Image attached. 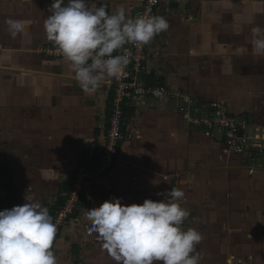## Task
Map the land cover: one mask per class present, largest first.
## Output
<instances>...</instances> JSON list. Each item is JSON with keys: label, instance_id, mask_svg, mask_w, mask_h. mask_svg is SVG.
Listing matches in <instances>:
<instances>
[{"label": "crops", "instance_id": "0c3cea01", "mask_svg": "<svg viewBox=\"0 0 264 264\" xmlns=\"http://www.w3.org/2000/svg\"><path fill=\"white\" fill-rule=\"evenodd\" d=\"M85 2L89 8L106 4L110 13L123 5L135 18L142 0ZM52 3L0 0L3 210L26 201L54 209L84 164L90 176L54 242L57 264H115L97 234H89L85 213L112 197L125 205L164 200L172 187L183 191L178 201L202 234L200 264H264V162L228 153L221 139L190 126L173 96L133 108L114 167L96 172L110 78L85 93L65 75L70 62L43 51L56 46L44 30ZM162 8L169 28L149 44L153 80L174 94L246 115L251 136L264 139V54L251 43L252 29L264 28V0H173ZM10 20L24 22L16 35Z\"/></svg>", "mask_w": 264, "mask_h": 264}, {"label": "clouds", "instance_id": "9594fccd", "mask_svg": "<svg viewBox=\"0 0 264 264\" xmlns=\"http://www.w3.org/2000/svg\"><path fill=\"white\" fill-rule=\"evenodd\" d=\"M45 18L46 38L70 62L65 73L85 93L101 87L105 77L117 78L129 64L126 55H113L127 43L148 44L169 28L163 16L135 18L123 5L114 13L106 4L89 8L85 0H53ZM13 35L24 22L8 21ZM252 47L264 54V28L252 29ZM158 195H164L158 193ZM181 189L172 187L166 199L122 204L112 197L89 209V234L96 233L115 264H200L196 246L202 234L182 230L189 213L176 201ZM57 227L47 207L37 201L0 211V264H57L52 251Z\"/></svg>", "mask_w": 264, "mask_h": 264}, {"label": "built area", "instance_id": "2783aa9c", "mask_svg": "<svg viewBox=\"0 0 264 264\" xmlns=\"http://www.w3.org/2000/svg\"><path fill=\"white\" fill-rule=\"evenodd\" d=\"M171 2L173 0H142V3L134 8L135 17L163 16L167 20V12L162 7L163 4ZM149 44L127 43L118 54H113L126 55L130 62L117 78H110L106 140L100 150L96 172L104 174L114 167L121 145L129 138L126 130L127 113L144 105L147 100L170 99L171 96L177 99V109L183 113L188 124L202 130L207 136L221 139L226 152L245 155L252 160L261 158L264 162V139L259 140L249 134V119L246 115L233 113L224 104L198 101L193 95L174 94L164 84L153 80L154 74L148 65ZM43 51L51 57H64L58 46H48ZM257 145L259 148L255 147ZM89 176L88 168L84 165L79 167L78 179L74 188L65 193L62 206L48 209L57 227L55 240L59 229L75 212L80 197L77 189ZM3 197L4 188L0 185V211H3ZM176 202L187 210L185 203ZM187 212L189 213L188 210ZM181 228H191L189 215Z\"/></svg>", "mask_w": 264, "mask_h": 264}, {"label": "rangeland", "instance_id": "374dc122", "mask_svg": "<svg viewBox=\"0 0 264 264\" xmlns=\"http://www.w3.org/2000/svg\"><path fill=\"white\" fill-rule=\"evenodd\" d=\"M249 134L251 135V132H250V130H249ZM256 148H259L258 147V145L257 146H255ZM84 165V164H83ZM83 165H81V166H83ZM96 167V166H95ZM97 168V167H96ZM78 171H79V169H77V172H76V174L74 175V177H73V181H72V183L70 184L69 183V185H68V187H67V189L69 188V190H67V191H65V193L66 192H69V191H71L73 188H74V185H75V182H76V180L78 179V177H77V174H78ZM71 182V181H70ZM83 185V184H82ZM81 188H83L82 186H80L78 189H77V191H78V193H80L81 192ZM65 198V197H64ZM62 206V205H61ZM64 225H65V223L62 225V227L59 229V233H58V235L61 233V229L64 227ZM57 235V236H58ZM54 244V243H53Z\"/></svg>", "mask_w": 264, "mask_h": 264}, {"label": "trees", "instance_id": "16d2710c", "mask_svg": "<svg viewBox=\"0 0 264 264\" xmlns=\"http://www.w3.org/2000/svg\"><path fill=\"white\" fill-rule=\"evenodd\" d=\"M131 112H132V110H130V111L127 113V116H129V115L131 114ZM67 190H69V188H68ZM67 190H66V191H67ZM64 201H65V199L62 200L61 203L57 204L56 207H60V206L64 203ZM56 207H55V208H56Z\"/></svg>", "mask_w": 264, "mask_h": 264}]
</instances>
